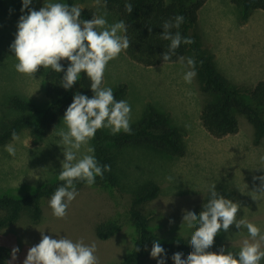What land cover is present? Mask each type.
I'll list each match as a JSON object with an SVG mask.
<instances>
[{
	"label": "rangeland",
	"instance_id": "rangeland-1",
	"mask_svg": "<svg viewBox=\"0 0 264 264\" xmlns=\"http://www.w3.org/2000/svg\"><path fill=\"white\" fill-rule=\"evenodd\" d=\"M210 1L213 2L209 4L210 10L206 8L204 12L208 11L216 20L219 33L214 37H250V43L241 51L244 61L233 62L239 74L229 83L253 87L264 80V12H252L246 24L240 23L239 8L228 0H222L229 3L225 2V7L218 3L219 0ZM45 2L66 3V0H32L29 9L39 11ZM71 3L80 5L82 11L92 10L94 15L107 12L101 0L99 4L96 0H71ZM22 6V0H4L0 8V122L17 115L7 106L11 96H18L41 111L48 106L43 93L46 69L41 67L31 78L14 68L17 61L10 45L15 40L20 17L28 14V9L21 12ZM106 19L109 24L121 21L118 15L109 12ZM204 31L208 35V27ZM188 70L186 60L183 64L179 61L147 68L130 61L122 52L108 63L102 86L112 89L118 84L126 86L123 100L131 107L130 125H134L149 107L155 109L179 129L183 154L172 157L145 147L117 148L103 142L113 157L115 185L99 184L98 176L90 187L83 181L75 184L79 195L69 206L66 219L53 216L49 206L51 198L42 200V214L37 222H32L24 214L0 232V246L9 250L8 261H11L12 249L18 248L17 259L12 264H23L28 250L39 244L40 232H44L53 239L68 238L73 242L83 239L88 245L94 242L99 264H120L136 240L135 226L129 217L131 209L145 216L148 230L159 241L182 238L188 242L193 228L183 223L184 212L195 211L198 215L213 184L216 190L233 191L231 200L240 204L237 219L246 217L264 234V196L252 198L255 195L253 191L260 186V181H254L253 177L264 176V138L259 144H254L252 128L241 116L237 118V133L219 139L207 134L198 115L206 96L199 91L195 78L191 84L185 83L183 77ZM63 117L64 114L58 116L50 133L41 140H33L30 128H26L17 133L20 141L11 139L0 146V196L20 198L59 180L64 160L63 146L57 145L59 137L51 133L64 126ZM101 132L111 134L107 128ZM9 143H14L15 157L5 151ZM89 146L93 147L92 140ZM83 154L85 149L82 147L78 158ZM150 183L158 186L157 197L133 207L135 196ZM107 225L116 226L114 233L107 239L98 238L97 229ZM246 238H249L247 229H237L232 225L228 232L221 230L208 251L223 248L238 254L241 242ZM150 252L142 264H157L160 257L153 259ZM174 253L177 252L165 258V264H174ZM260 264H264V259Z\"/></svg>",
	"mask_w": 264,
	"mask_h": 264
},
{
	"label": "clouds",
	"instance_id": "clouds-1",
	"mask_svg": "<svg viewBox=\"0 0 264 264\" xmlns=\"http://www.w3.org/2000/svg\"><path fill=\"white\" fill-rule=\"evenodd\" d=\"M32 0H22L21 12L28 9L27 15H22L18 21L14 42L10 51L17 63L15 70L25 76L34 78V74L43 67L51 68L56 73L64 72L61 86L71 89L80 79L82 73L90 80L93 93L89 98L80 93L73 96V101L66 109L63 117V127H57L51 133L59 137L58 146H63L64 160L58 175L64 183L57 187L51 196L49 206L52 214L58 219L67 218V210L79 195L76 181L86 182L87 186L95 183L97 176L103 178L104 172L110 171V165H99L94 156L95 149L89 146L97 130L107 128L111 134L120 132L131 134V107L126 100L115 99L110 87H103L104 73L108 63L130 47V41L125 34L127 26L123 21L109 24L103 15H94L91 20L81 19L80 5L67 3H46L39 11L29 9ZM100 0H96L99 4ZM128 13L133 11L131 3H125ZM184 17L177 15L173 20L165 21L161 39L170 41L168 51L161 59L167 63L172 60L181 43L191 45V38L182 37L179 29ZM67 60L69 66L64 70L61 61ZM189 69L184 74V81L191 84L195 76L196 61L193 57H179L180 63H185ZM13 142L20 141L16 131L11 133ZM85 154L78 158L81 148ZM5 151L12 157L16 156L14 143L5 146ZM169 180L172 178L169 177ZM259 180L260 186L253 193L254 200L264 196V176L253 177ZM210 198L203 204V210L197 215L195 211H185L183 223L188 228H195L188 243L193 251L183 258V253L177 252L172 256L174 264H260L264 259V234L258 226L248 221L246 217L237 219L240 204L226 199L216 191V185L209 188ZM237 229H247L248 237L241 242L237 255L232 252L225 254L221 248L219 254L208 251L215 241V237L223 230L228 232L230 226ZM40 232V231H39ZM41 233L38 245L28 250L23 264H99L96 256V244L88 245L83 239L73 242L68 238L53 239ZM140 249L136 248V252ZM18 248L11 253L12 264L17 259ZM165 249L158 240L153 242L150 256L157 260V264H165L162 257Z\"/></svg>",
	"mask_w": 264,
	"mask_h": 264
},
{
	"label": "trees",
	"instance_id": "trees-1",
	"mask_svg": "<svg viewBox=\"0 0 264 264\" xmlns=\"http://www.w3.org/2000/svg\"><path fill=\"white\" fill-rule=\"evenodd\" d=\"M232 5L240 9V23H245L252 12L260 10L264 12V0H228ZM206 0H101L104 9L120 17L127 26L125 33L130 41V47L122 53L132 62L143 67H153L163 64L161 59L164 52L168 51L170 41L161 39L163 24L173 20L177 15L183 16L184 22L179 29L182 37L191 38L194 43L185 45L181 43L172 60L167 63L179 62V57H193L196 61L195 80L199 91L206 96L200 113L199 122L202 128L213 138H222L237 133L239 116L244 117L251 126L253 143L259 144L264 138V80L257 82L253 87H240L230 84L217 70L212 55L205 50L196 33L197 12ZM71 6V0H66ZM125 3H131L133 11L125 10ZM4 0H0V8ZM94 12L90 9L81 12V19L91 20ZM66 71L69 66L67 60L61 61ZM64 72L56 73L51 68L44 72L43 93L48 102L46 109L41 111L32 103L18 96L8 98V108L17 113L11 119L0 122V146L11 140V133H17L22 129L30 128L31 138L41 140L47 136L54 127L60 114H65L66 109L73 101L76 93L92 98L90 80L82 73L77 83L71 89L65 90L61 86ZM113 90L117 101L123 100L126 86L118 84ZM132 133L123 131L113 134H102L97 130L92 145L95 149V158L98 164L110 165L111 170L104 172L103 178L97 177L99 184L114 186L113 157L102 145L112 144L113 147H145L154 151L162 152L168 156L176 157L183 154V143L179 129L172 125L167 116L158 113L149 107L144 111L141 118L131 126ZM82 181H76L80 184ZM64 182L56 180L20 198L9 195L0 196V232L12 226L21 215L37 222L42 214L41 201L51 198L57 187ZM226 199L233 198L231 190H216ZM159 188L155 184H146L132 201L133 207H138L157 197ZM210 193L205 198L206 204ZM203 204L200 212L203 210ZM199 212V213H200ZM199 215V214H198ZM129 217L136 230V240L130 252L122 259L120 264H142L145 257L151 251L153 242L158 238L148 230V220L140 212L131 209ZM116 230L115 225L101 226L97 229V237L107 239ZM195 228H193V231ZM159 241V240H158ZM165 249L164 260L173 252L188 255L193 251L191 245L182 238H175L169 242L159 241ZM136 248L140 251L136 252ZM219 254L220 250H210ZM234 255L238 254L234 251ZM9 250L0 246V264H7Z\"/></svg>",
	"mask_w": 264,
	"mask_h": 264
},
{
	"label": "crops",
	"instance_id": "crops-1",
	"mask_svg": "<svg viewBox=\"0 0 264 264\" xmlns=\"http://www.w3.org/2000/svg\"><path fill=\"white\" fill-rule=\"evenodd\" d=\"M225 2L229 4L227 1H222V0H219L218 3L223 5V7H225L226 6ZM211 3L213 2H211L210 0H206L203 6L198 10L196 33L200 39V43L202 47L212 55L213 62L218 72L228 82H230L233 80V77L235 75L238 76L239 74L237 70L235 69L233 62L237 60L240 63L241 59H243L244 61L245 56L242 57L241 51H243L244 48H246V46L250 43V37H214L216 36L217 33H219V28L216 25V20L213 17V15L211 16L210 13L208 12L210 10L209 4ZM206 8H208L207 9L208 11L204 12ZM257 11H260V10H257ZM210 23L212 24V27L210 26ZM205 27H208L209 29L208 35L204 31ZM201 31H203V33ZM209 37H212V38H209ZM252 38L253 37H251V41L253 40ZM164 64H173V63H163L160 65H157V67L163 66ZM147 68H150V67H147ZM256 70L257 69H255V72ZM260 81H263V80H260Z\"/></svg>",
	"mask_w": 264,
	"mask_h": 264
}]
</instances>
